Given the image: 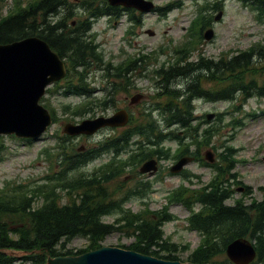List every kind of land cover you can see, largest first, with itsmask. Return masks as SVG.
I'll return each instance as SVG.
<instances>
[{"label": "rangeland", "instance_id": "rangeland-1", "mask_svg": "<svg viewBox=\"0 0 264 264\" xmlns=\"http://www.w3.org/2000/svg\"><path fill=\"white\" fill-rule=\"evenodd\" d=\"M148 1L155 6H162L172 0ZM175 1L181 4L164 14H158L154 9L143 10V12L133 10L122 13L119 17L100 16L94 21L91 30L95 33V42L104 54L105 60L115 64L133 55L134 58L141 59L139 63L143 68H138L130 74L126 89L115 92L114 105H108L105 109H98L92 113L76 115L73 104L78 102L81 96L64 97L56 91L46 93L45 103L56 111L58 119L52 122L40 137L27 142L12 135H0V192L7 190L6 187L11 185H24L25 189L39 185L44 182L47 174L53 175L54 172H61L63 168H65L63 171V175L66 174L65 179L77 177L78 173L92 174L98 168L108 169L110 168L107 165L108 160L113 152L116 157L110 165L120 166L118 174L107 183L108 193L115 201H118L122 211L139 213L143 217H153L166 209L171 217L160 224L163 237L167 241L166 249H175L169 252L175 253L178 260L187 262L188 256L202 246L206 236L205 229L201 230L204 222L200 220V214L207 217V207L197 198L207 187L213 189L215 183L212 182L216 171L211 166H200L197 161H193L183 168L185 169L183 172H171L170 167L176 164L179 157L175 153L178 146L175 140L170 138L172 136L170 131L179 132L182 129L174 126L164 127L165 123L161 122L158 129L162 128L161 132L165 135L163 140L157 146L144 144L139 149L138 143L144 142L146 137L151 138L153 135L145 130V136L132 134L133 127L145 124L149 119L146 114L151 107L156 106L157 100H163V97L155 94L158 90L156 82L160 77L157 69L167 65L166 60L171 58L175 47L185 46L184 40L187 37L193 36L194 43L198 45L190 51L187 60L200 59L201 63L205 60L216 61L220 57L229 61L250 46L255 49L264 48V0L255 2L257 12L253 8L254 4L248 5L255 10L250 6L242 5L237 0H222L221 5L214 11L204 8L205 17L210 18L208 27L212 28L213 32L211 38H202L201 43H198L196 39V26H193L190 21L196 14L197 8L203 2L205 4V1ZM208 2L213 3L214 0H208ZM12 3V0H0V14H4ZM218 12L221 13L220 19L215 20ZM131 15L134 19L129 18ZM102 74V71L97 69L88 70L87 80L92 82L91 85L100 86ZM227 74L221 75L222 85L236 80L242 82L243 91L237 90L233 98L229 100L214 102L195 100L194 116L197 118L195 122L206 121L203 127L216 126L218 129L210 145L203 148L201 152L203 156L205 152L210 151L218 162L220 153L223 152L225 156V147H231L234 151L236 163L228 180H225V177H220L218 180L219 187L228 189L226 194L228 198L224 203L234 204L242 199L244 205H250L252 201L264 199V56L253 55L247 66L241 70L238 69L235 76ZM215 75L218 74L209 75L213 76L212 81L218 80ZM134 95L138 97L132 98ZM66 103H71V112L62 114V105ZM118 110L128 111L129 122L125 126L114 130L105 128L89 136L68 133L72 136L71 138L67 136L64 142L61 138H57L63 134L64 126L68 122L76 124L84 118L110 116ZM152 113L153 118L162 119L157 110H152ZM207 113H213V117L207 119L205 117ZM124 130L131 131L130 139L119 152H117L119 148L117 150L109 148L107 152L89 155L88 159L84 158L78 168L66 172L67 167L62 164L65 161L64 155L72 152L88 154L92 146L118 137ZM68 134L66 132V135ZM58 139L61 141L58 142ZM158 147L164 150L169 148V156L164 159H153L155 169L151 167L142 172L140 168L145 160L139 159L141 151ZM117 160L119 162L116 163ZM129 163L133 166H128ZM176 186L177 189L183 188L181 190L183 200L167 203L165 197L167 191ZM64 199L62 197L60 202L63 203ZM41 202L43 204L44 200L39 199L37 205ZM33 207H35L34 203ZM193 215L195 225L191 226L189 218ZM120 216L121 212L114 210L103 215L101 219L104 223L115 224ZM3 220L7 222V228L11 230L18 231V228L26 226L21 224V220L16 216H4ZM118 224L124 223L120 221ZM138 242L136 234L123 227L105 235L100 246L130 249L132 244L136 245ZM61 244L64 245L60 246ZM86 244L84 237L74 236L63 238L56 248L61 253H65L68 249L71 251L70 254L76 255L78 251L86 249ZM150 249L158 248L150 246ZM54 256L56 255H48V258L52 259ZM215 257L227 258L225 249L224 254H217ZM249 264L255 263L252 261Z\"/></svg>", "mask_w": 264, "mask_h": 264}, {"label": "trees", "instance_id": "trees-1", "mask_svg": "<svg viewBox=\"0 0 264 264\" xmlns=\"http://www.w3.org/2000/svg\"><path fill=\"white\" fill-rule=\"evenodd\" d=\"M238 1L245 5L254 4L253 8L256 10L249 6L257 12L255 2L258 0ZM221 2L222 0H214L213 3H209L205 0L202 7L214 11ZM169 7L170 5H166L160 10L164 12ZM122 10L121 7L109 6L106 0H27L26 3L16 0L4 14H0V44L27 36L41 37L68 64L67 75L59 83H55V90L60 89V93L64 96L83 98L74 105L76 115L92 113L98 109L103 110L108 105H114L115 92L126 89L130 74L138 68H143L139 63L141 59L134 58L135 56L115 64L105 60L104 54L94 40V35L89 34L93 19L102 14L118 17L122 14ZM209 20V17L201 14L192 22L199 32L197 38L199 41L201 40L200 31L209 25ZM190 39L191 37L188 38ZM196 46L197 44L186 43L185 46L176 47L174 58L168 59L167 65L157 69L160 77L156 82L158 90L155 94L163 97V100H157L156 106H152L146 114L149 119L142 126L133 127L132 134L145 136L146 132L152 133L153 137H146L144 142L138 143L141 149L144 144L157 146L163 140L165 135L161 132L162 128L158 129L161 122L165 123L166 127L181 128V135L179 132L170 131L172 132L170 138L178 144L175 151L177 156L193 155L200 164L211 166L216 171V175L213 176L215 178L212 182L215 183L213 189L207 187L197 198L207 207V217L200 214V220L204 222L201 230L205 229L206 236L202 246L188 256L189 261L197 264H234L226 257L218 259L215 255L224 254L226 244L233 239L245 237L254 243L256 251L254 263L264 264V199L252 201L250 205H244L242 199L234 204L224 203L228 198L226 197L228 189L219 187L218 180L220 177H225V180L229 178L236 162L233 149L225 147V156L223 152L220 153L218 162L214 164L206 162L201 152L204 147L210 145L218 129L216 126L201 127L200 123L206 121L193 124V121L197 119L194 116L193 100L196 98L209 101L229 100L233 98L237 90L243 91L242 82L236 80L222 85L221 75L228 72L227 75L235 76L238 69L241 70L247 66L251 56L259 54L264 56V48L255 49L251 46L229 61H226L224 57L216 61L205 60L203 63L200 59L188 61L190 51ZM91 69L102 71L101 80L103 81H100V86L91 85L92 82L87 80L88 70ZM216 73L218 75L215 77L219 81H212L213 76L209 75ZM99 92L102 96L98 95ZM43 100L44 105L49 107L45 103L46 99L43 98ZM71 106L70 103L63 104L61 108L63 114L70 113ZM49 109L53 121L56 120L53 109ZM152 110H157L162 119L153 118ZM130 132L122 131L118 137L104 141L101 146L98 145L88 154L64 155L65 161L62 164L67 167L66 172L78 168L85 157L88 159V156L96 153L97 150L119 148L117 150L119 152L124 145L128 144ZM183 137L187 138V141ZM64 141L65 139H62V142ZM148 149L141 151L139 159L144 161L153 157L164 159L169 156V148ZM131 164L129 163L128 166ZM108 165L110 166L108 169L98 168L95 173L86 175L78 173L77 177L67 179H65L66 174L63 175L65 169L63 168L61 172L47 175L44 182L39 185L27 189L24 185H11L6 187L7 190L1 191L0 264H47L48 255L71 253L68 249L65 253H61L56 248L63 238L84 237L87 242L86 249L78 251L77 254H79L99 247L105 235L123 227L135 233L139 241L136 245L132 244L130 249L158 258L177 260V255L169 252L175 249H166L167 241L160 229L161 222L170 219V214L163 209L153 217L147 218L139 213L122 211L121 205L108 193L107 187L109 180L118 174L120 165L114 166L110 163ZM182 189L172 190L167 196L168 201H182ZM62 197L65 198L63 203L60 202ZM39 199L44 200L43 204L41 202L37 205ZM114 210L121 212L117 223H104L102 216ZM8 215L18 217L21 220L20 223L26 226L18 228V231L8 229L7 222L3 220V217ZM120 221L124 224L119 225ZM189 222L191 226L195 225L194 215L189 218ZM10 233L16 236L13 237ZM150 246L158 249L152 250ZM36 250L40 253L35 252ZM8 251L24 252V254L16 257Z\"/></svg>", "mask_w": 264, "mask_h": 264}, {"label": "water", "instance_id": "water-1", "mask_svg": "<svg viewBox=\"0 0 264 264\" xmlns=\"http://www.w3.org/2000/svg\"><path fill=\"white\" fill-rule=\"evenodd\" d=\"M108 3L134 7L140 11L153 7L148 0H108ZM219 17L220 13L215 19ZM212 32V29H207L204 37L211 38ZM64 72V64L58 54L38 36H27L0 44V134L14 133L19 137H38L51 122L48 110L39 103L40 97L45 86L63 77ZM212 117V113L207 115L208 119ZM127 120V111L118 110L110 116L87 118L76 124L67 123L64 131L69 134H92L100 127L121 126ZM206 158L213 161V153L206 152ZM191 159L187 156L181 157L172 167V171L180 170ZM154 164L153 159L147 160L140 170L144 172L151 167L155 169ZM35 252L40 253L39 250ZM15 253L12 254H24ZM225 253L234 264H248L256 256L252 243L243 237L230 241L226 245ZM47 260L49 264H195L159 259L134 250L106 245L78 255H58Z\"/></svg>", "mask_w": 264, "mask_h": 264}, {"label": "bare ground", "instance_id": "bare-ground-1", "mask_svg": "<svg viewBox=\"0 0 264 264\" xmlns=\"http://www.w3.org/2000/svg\"><path fill=\"white\" fill-rule=\"evenodd\" d=\"M233 153H234V151H233Z\"/></svg>", "mask_w": 264, "mask_h": 264}]
</instances>
